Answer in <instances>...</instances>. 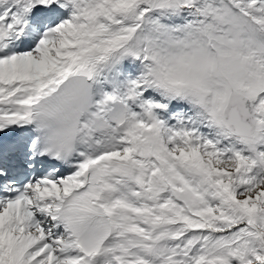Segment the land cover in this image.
<instances>
[{
    "label": "snow or ice",
    "instance_id": "obj_1",
    "mask_svg": "<svg viewBox=\"0 0 264 264\" xmlns=\"http://www.w3.org/2000/svg\"><path fill=\"white\" fill-rule=\"evenodd\" d=\"M0 264H264V0H0Z\"/></svg>",
    "mask_w": 264,
    "mask_h": 264
}]
</instances>
